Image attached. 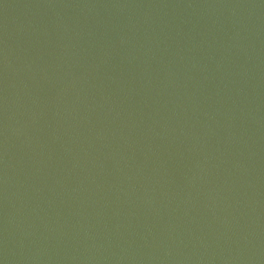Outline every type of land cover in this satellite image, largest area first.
I'll return each instance as SVG.
<instances>
[{
    "label": "water",
    "instance_id": "water-1",
    "mask_svg": "<svg viewBox=\"0 0 264 264\" xmlns=\"http://www.w3.org/2000/svg\"><path fill=\"white\" fill-rule=\"evenodd\" d=\"M0 264H264V0H0Z\"/></svg>",
    "mask_w": 264,
    "mask_h": 264
}]
</instances>
